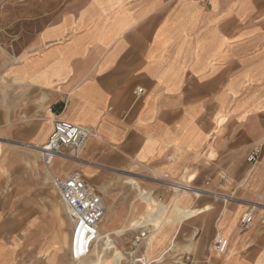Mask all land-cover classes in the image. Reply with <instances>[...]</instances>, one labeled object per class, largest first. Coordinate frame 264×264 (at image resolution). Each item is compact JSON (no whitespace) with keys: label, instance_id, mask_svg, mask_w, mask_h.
<instances>
[{"label":"crops","instance_id":"crops-1","mask_svg":"<svg viewBox=\"0 0 264 264\" xmlns=\"http://www.w3.org/2000/svg\"><path fill=\"white\" fill-rule=\"evenodd\" d=\"M79 4L85 7L77 18L67 16L48 27L41 35L45 50L17 68L18 80L31 93L10 104L11 111L0 107V181L13 167L18 174L23 164L25 154L12 142L31 144L33 157L40 155L35 148L47 141L55 118L86 126L93 136L82 161L90 163L79 175L104 181L137 165L177 180L167 183L177 193L175 213L156 202L152 191L133 184L147 211L123 231L153 227L146 249L150 264L175 248L177 224L178 230L208 227L212 243L217 236L229 241L225 255L212 244L206 252L188 254L192 262L182 264H264V225L246 230L239 225L250 208H260L250 202L264 201V152L255 173L232 174L238 188L204 172L205 166L229 165L225 154L233 132L264 113V0ZM236 139L234 149L244 154L264 144V127L255 122ZM67 164L58 159L49 170L64 179ZM171 183L224 198L237 194L249 204L200 198ZM94 187L107 194L106 185ZM21 195L0 187V264L12 263L18 234L38 213L37 206L17 199ZM107 208L100 235L110 244L107 234L123 223L115 220L113 205ZM194 248L193 243L185 251Z\"/></svg>","mask_w":264,"mask_h":264},{"label":"rangeland","instance_id":"rangeland-1","mask_svg":"<svg viewBox=\"0 0 264 264\" xmlns=\"http://www.w3.org/2000/svg\"><path fill=\"white\" fill-rule=\"evenodd\" d=\"M84 7L85 5L79 4V0H0V107L5 106L11 111L10 104L21 102L20 100L15 101L17 98H26L30 95L31 91L21 83L22 81L18 80L19 75L16 72L18 67L24 66L30 58L45 50L46 46L41 42L42 33L67 16L77 18ZM22 94L25 95L22 96ZM233 105L236 107V103ZM231 121L232 125H235L237 118L232 117ZM255 122L264 127V113L262 118L249 119L246 123L247 128L233 132L230 141L231 150L225 154L231 157L229 165L217 164L214 169L205 166L208 169L204 172L215 173L221 180L224 178L222 183L226 182L233 188H238L239 184L232 174L255 173L256 165L262 159L264 144L256 145L244 154L234 149L238 146L236 137L240 131L248 130ZM12 144L13 148L25 154L23 164L17 169L18 174L16 175V167H13L6 181H0V187L17 189L22 194L17 199L21 200L24 206L30 204L37 206L38 213H33L36 215L34 222L24 226L22 232L18 234L17 244L14 247L17 252L11 264H123V262H118L117 250L103 236L100 242L95 243L89 256L79 262L72 260L70 247L72 222L56 187V175L49 172L52 170L42 163L38 153L33 157L29 155L34 154L35 151L27 147L28 142H12ZM257 148L261 149L260 158L256 163H251L249 155ZM82 157L83 152L79 160L68 161L62 169V175L72 173L83 175L90 162L82 161ZM78 161L83 162V165L78 164ZM168 174H158L151 169L136 165L110 174L109 179L104 181L98 177L92 180L87 179L94 186H107V194H103L106 204L115 207L114 218L122 221L121 224L123 223L122 227L112 228L113 235H107L110 236V242L114 241L113 245L123 254L128 250L132 236L141 230L137 228L124 232L123 228L133 220L141 222L147 211L146 205L139 199L137 191L133 189V184L152 191L154 200L164 203L167 210L172 211L175 209L177 193L167 183L176 179H172ZM206 195L216 198L223 204H228L225 203L228 199L231 200V204L235 201L246 202L247 200L239 198L237 194L232 198H224L221 194L216 196L215 193L205 191L201 192L200 198L208 197ZM246 203L249 204V202ZM250 203L260 207L255 210L254 223L261 224L260 217L264 215V201ZM176 228L178 233L175 248L162 260L152 264H182L183 260L180 258L188 254L198 255L202 251L206 252L214 244L212 243L214 237L208 227L204 226L203 229L192 231L190 229L178 230L177 224ZM193 243L195 245L193 251L186 252V247Z\"/></svg>","mask_w":264,"mask_h":264},{"label":"built area","instance_id":"built-area-1","mask_svg":"<svg viewBox=\"0 0 264 264\" xmlns=\"http://www.w3.org/2000/svg\"><path fill=\"white\" fill-rule=\"evenodd\" d=\"M141 92L138 90V93ZM49 112L52 113L51 108ZM92 136L93 130L89 127L55 118L52 132L47 141L38 149L42 163L50 168L58 159L67 162L79 160L81 152L86 148ZM29 148L33 149L32 146ZM260 155V148L253 150L249 155V161L256 163ZM56 187L74 225L71 258L79 262L91 254V250L99 239L107 205L103 194L78 173L69 174L64 179L57 178ZM255 218V212L246 214L240 221V228L246 230L254 223ZM260 223L264 225V215L260 217ZM152 228V226H147L132 236L131 244L123 255V264H146V243L151 236ZM228 248L229 241L222 236H217L213 250L220 255H225ZM181 260L187 263L192 262L190 255H186Z\"/></svg>","mask_w":264,"mask_h":264},{"label":"bare ground","instance_id":"bare-ground-1","mask_svg":"<svg viewBox=\"0 0 264 264\" xmlns=\"http://www.w3.org/2000/svg\"><path fill=\"white\" fill-rule=\"evenodd\" d=\"M40 147H37V148H35L37 151H38V149H39ZM79 162V161H78ZM49 171V170H48ZM50 172V171H49ZM81 176V175H80ZM54 178V177H53ZM173 185V187L174 188H177L179 191H182V192H190V193H193L194 195H201L200 193H201V191H199V190H197V189H193L192 187H190V186H184V185H175V184H172ZM63 205V204H62ZM255 210H256V208H252L251 209V211H249L248 213H245L244 215H243V217L246 215V214H249L250 212H255ZM107 213H108V208H107V210H106V214H105V217H106V215H107ZM105 217H104V219H103V221L105 220ZM102 221V222H103ZM72 222V221H71ZM72 232H73V230H74V225H73V223H72ZM154 234V230L153 229H151V236ZM151 236H150V238H151ZM149 238V239H150ZM101 239H102V235H99V239H98V241L96 242V244L98 243V242H100L101 241ZM149 239H148V241H147V243H146V249H147V244H148V242H149ZM71 242H72V234H71V240H70V247H71ZM110 244L117 250V252H118V262L119 263H122L123 262V260H124V254H123V252H121L120 250H118L113 244H114V241H111L110 242ZM111 246V247H112ZM170 249V248H169ZM163 256V255H162ZM162 256L160 257V258H158L157 260H155L154 262H158V261H160V260H162L163 258H162ZM145 259H146V264H150V262H148V258H147V253L145 254Z\"/></svg>","mask_w":264,"mask_h":264}]
</instances>
